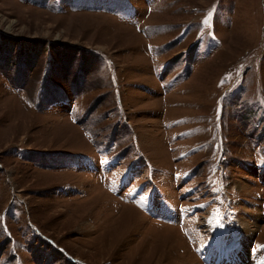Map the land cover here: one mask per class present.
Here are the masks:
<instances>
[{
  "label": "rangeland",
  "instance_id": "rangeland-1",
  "mask_svg": "<svg viewBox=\"0 0 264 264\" xmlns=\"http://www.w3.org/2000/svg\"><path fill=\"white\" fill-rule=\"evenodd\" d=\"M0 264H264V0H0Z\"/></svg>",
  "mask_w": 264,
  "mask_h": 264
},
{
  "label": "bare ground",
  "instance_id": "bare-ground-1",
  "mask_svg": "<svg viewBox=\"0 0 264 264\" xmlns=\"http://www.w3.org/2000/svg\"><path fill=\"white\" fill-rule=\"evenodd\" d=\"M237 260H239V258L237 259ZM253 260V259H252ZM231 263V262H230Z\"/></svg>",
  "mask_w": 264,
  "mask_h": 264
}]
</instances>
